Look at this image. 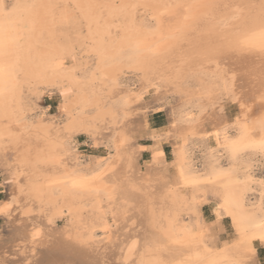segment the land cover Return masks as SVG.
<instances>
[{
  "label": "bare ground",
  "instance_id": "bare-ground-1",
  "mask_svg": "<svg viewBox=\"0 0 264 264\" xmlns=\"http://www.w3.org/2000/svg\"><path fill=\"white\" fill-rule=\"evenodd\" d=\"M126 70L140 76L134 91L116 87ZM167 80L182 106L151 136L153 163L138 170L131 142L152 132L146 116L137 126L128 117ZM54 89L62 127L30 112L32 95ZM106 111L113 158L69 164V133L92 130ZM160 137L172 140L169 163ZM195 142L203 169L192 162ZM0 163L11 192L0 214L16 243L0 247V264H258L264 0H0ZM207 192L216 224L200 210ZM224 217L232 235L219 243Z\"/></svg>",
  "mask_w": 264,
  "mask_h": 264
},
{
  "label": "rangeland",
  "instance_id": "rangeland-1",
  "mask_svg": "<svg viewBox=\"0 0 264 264\" xmlns=\"http://www.w3.org/2000/svg\"><path fill=\"white\" fill-rule=\"evenodd\" d=\"M83 60H85V62L89 61L87 65L88 68H91L94 64V61H92L93 59L91 56H89L88 58L87 56H83ZM167 83L168 84L171 83V85H168ZM139 84H140V76L138 72L136 73V71H133V70H126L125 73L122 75V78L120 79L116 87L118 88V91H120L121 89L128 88V87L129 89H132V91H134L139 86ZM164 84H165L163 85L164 87L162 86L157 91L154 89H150L144 95L140 104H138L139 106H137L138 108L136 109L137 112L135 110L133 114H130L131 116L128 115L129 116L128 118L134 122V126H137L138 123L139 124L142 123L143 117L146 116L145 120L147 119L146 121L149 127L148 130L152 132L151 134L140 133L136 135L134 137V140L131 142V147H132L131 151L136 154L134 155L133 153V155L136 156L137 166H139L138 170L139 169L144 170L145 166H149L153 163L151 159L152 152L150 149V146L153 144V139L151 136L154 134H161L165 132V130L169 127L173 118L176 116L177 112L180 110L181 108L180 106H182V102L180 100L181 94H179L180 88L177 86H174L172 81L168 82L167 80V82H165ZM165 89H167L168 91L167 90L165 91ZM175 91L176 92L178 91V92L176 93ZM170 93L174 95L172 96ZM30 98H31L30 102L31 103L33 102L32 104L29 102L30 109H32L30 110V112L32 113V116L36 117L40 114L45 119L50 120L54 122L55 124H58L59 127H62L66 123V118L65 116H63L64 112L62 110V106L60 103L61 97L59 95V92L56 89L52 90V92L50 93L43 94L38 99L36 98L35 95H32ZM107 107L108 106H106L105 108ZM228 110L230 111L228 113L230 117L236 112L235 107L232 110L226 109L227 112ZM103 115L106 118L102 117L101 121L96 122L92 130L91 128H88L86 129L88 130L86 132L85 129L80 128V129L73 130L69 133L71 138H69L68 140H71L70 141L71 145L74 144V148L72 150H69L67 153V157H66L67 161L68 159L70 161L72 159L71 162H68L69 164H72L74 162V164H77L78 166L83 164L81 165L82 168H87L90 165H91L90 168H92L95 165V163L98 162V160L96 159L100 157H101L100 158L101 160L104 159L103 163H108L111 160V158H113V154L115 152L114 147H113V140L116 136L117 130L113 131V129H111L113 128L112 127L113 124L112 123L110 124V119L107 118L109 117V113L106 111L103 113ZM115 115H117V118H116V121L118 122L116 124L117 126L118 124H121L120 123L121 121L117 120L119 118V114H115ZM111 131L113 134L111 133ZM160 139H161L160 143L164 150L165 163H169L173 159L172 140L170 138H162V137H160ZM191 145H192V149L190 151V154H191L192 162L195 168L203 169L207 165V156L205 154L204 148L199 142L192 143ZM70 156H74V157H70ZM103 166L105 167V165ZM255 174H256V177L258 176V178L264 180V163L262 164L260 163V165L258 164L256 166ZM9 192H10V185L8 181L6 180L5 167L0 163V201L1 202L7 200L11 196V192L10 194ZM204 196L205 197L201 201V207H200L202 216L203 218H205L204 220L207 223L216 224L217 220H216L213 209L217 205L218 201L213 195H211L208 192ZM251 200L254 203L256 202V199L254 197H252ZM263 201H262V206L264 207ZM8 220L9 218L7 216L0 214V247L2 248L4 246L5 250H7L6 249L7 247L15 243L12 240L13 239L12 237L14 236V232L12 228L13 226ZM57 221L58 222H56V224L58 226H62L66 223L65 221H67V217L63 216L57 219ZM109 221L112 222V219L109 218ZM221 221H223L221 222V226L223 227V229L218 234L219 243L223 241H228V239H230L228 237L232 235L231 224H230L229 219L224 217L222 218ZM214 224L212 225L213 227L215 226ZM96 236L101 238L104 236V233H102L100 229H97ZM256 249H257L256 251L257 263L264 264V245L262 246V244H256ZM7 252L10 253L9 251ZM8 253L6 254L8 255L9 259H17L18 256L13 255V254H8Z\"/></svg>",
  "mask_w": 264,
  "mask_h": 264
}]
</instances>
